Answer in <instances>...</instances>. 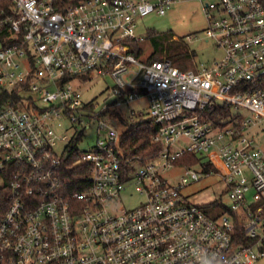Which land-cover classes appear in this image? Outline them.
<instances>
[{
    "label": "built area",
    "instance_id": "obj_1",
    "mask_svg": "<svg viewBox=\"0 0 264 264\" xmlns=\"http://www.w3.org/2000/svg\"><path fill=\"white\" fill-rule=\"evenodd\" d=\"M0 11V176L10 203L0 221V264H254L264 258V0H199L213 65L181 70L132 53L138 19L185 0H9ZM115 80L99 113L76 77ZM4 93L9 97L4 98ZM16 93L21 99H16ZM147 97L160 150L126 158L123 133L101 118ZM23 107V108H20ZM245 109L248 114H234ZM143 113L132 111V120ZM97 121V141L79 143ZM64 143L61 154L57 146ZM82 165L84 188L64 179ZM188 155L196 165L178 164ZM210 165V169L207 168ZM178 169L180 179L169 174ZM215 174L230 212L210 216L183 193ZM133 188L143 201L132 208ZM241 225L244 240L235 232Z\"/></svg>",
    "mask_w": 264,
    "mask_h": 264
},
{
    "label": "rangeland",
    "instance_id": "obj_2",
    "mask_svg": "<svg viewBox=\"0 0 264 264\" xmlns=\"http://www.w3.org/2000/svg\"><path fill=\"white\" fill-rule=\"evenodd\" d=\"M138 35L143 39L139 41L140 48L144 50V56L139 61L148 63L147 57L154 51L150 41V33L159 35H171L173 39L182 43L189 51L195 52L191 60H182L186 68L193 69L201 64L213 65L215 61L223 57V52L213 42L207 41L205 30L209 25V20L204 12L203 5L199 0H185L175 3L165 15L150 14L138 19ZM165 59V58H163ZM193 61V62H192ZM193 63V64H192ZM75 87L80 91L83 101L93 104V112L99 113L106 104H113L117 100L113 92L115 80L110 74L105 76L97 71L82 74L73 81ZM1 91V89H0ZM23 108V107H20ZM132 111L136 114L143 113V119L150 116V105L147 97H141L130 104H124L116 109H112L101 118L115 127L120 133H124L128 128V122L132 120ZM241 113L243 116L248 112L245 109H237L234 114ZM136 122L140 119L135 117ZM97 121L91 122V127L85 132L83 140L79 143L80 152L89 151L97 141ZM65 144L60 143L57 151L61 154ZM182 173L178 169L170 172V179L175 182L180 179ZM3 180L0 177V186ZM187 198L195 203L210 216L220 214V208L215 204H227L229 198L225 183L219 176L211 174L203 176L199 181L191 182L183 189ZM143 201L133 188L129 189V195L124 196V205L132 208ZM254 264H264V258L257 260Z\"/></svg>",
    "mask_w": 264,
    "mask_h": 264
},
{
    "label": "trees",
    "instance_id": "obj_3",
    "mask_svg": "<svg viewBox=\"0 0 264 264\" xmlns=\"http://www.w3.org/2000/svg\"><path fill=\"white\" fill-rule=\"evenodd\" d=\"M10 5L9 0H0V11L3 9H8ZM150 41L154 47V51L147 57V61L151 62L154 60H161L163 58H168L172 60L173 63L178 65L180 68H186L188 65H184L182 60H191L195 56V52L189 51L182 43L173 39L171 35H159L151 32ZM131 46L132 53L138 58L142 59L144 56V50L140 48L139 41L131 40L128 42ZM193 62V61H192ZM193 64V63H192ZM4 98H8L9 94L4 93ZM16 99H21L16 93L13 95ZM156 124L152 118L141 119L137 122H128V128L122 135V148L125 152L126 158L133 159L135 162L143 163L151 155L157 153L161 145L155 143L151 140L152 135L156 131ZM79 156V151L76 150L74 155H70L69 158L63 159L64 163V179H66L68 185L72 190H82L84 186V175L85 173L79 171L82 165L72 167L73 161ZM200 162V159L194 155H188L181 158L178 164H188L196 165ZM210 169V165H207ZM3 180V184L0 186V221L5 215L7 208L10 203L9 195V179L7 175L0 176ZM219 207L220 214L230 212V209L224 204H215ZM217 216V215H211ZM235 237L240 240H244L245 231L241 225L238 224L235 232Z\"/></svg>",
    "mask_w": 264,
    "mask_h": 264
}]
</instances>
